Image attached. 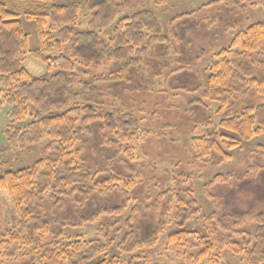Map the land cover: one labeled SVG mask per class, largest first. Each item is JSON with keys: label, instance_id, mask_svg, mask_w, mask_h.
Listing matches in <instances>:
<instances>
[{"label": "trees", "instance_id": "1", "mask_svg": "<svg viewBox=\"0 0 264 264\" xmlns=\"http://www.w3.org/2000/svg\"><path fill=\"white\" fill-rule=\"evenodd\" d=\"M30 1L40 3L35 12L26 13L28 18L34 17L37 22L40 47L35 51L28 48V35L19 21L20 14L0 2V95L12 106L10 116L13 125L6 131L10 145L15 148L34 145L45 136L49 143L40 159L31 166L6 170L0 177V189L6 190L11 197L19 228L6 238L5 256H14L19 252L18 259L23 264H143L140 262L144 258L142 253L157 245L162 225L140 218V206L131 210L126 221L129 229L126 228L123 234L122 227L116 226L117 221L108 219L128 210L129 193L137 184L135 169L128 164L121 170L113 165L111 169H100L94 173L87 168L84 170L81 152L85 145H79L84 142L87 133L97 130L100 143L115 147H118V141L110 140L108 131L127 144L142 138L139 119L132 113L119 109L104 115L98 112L95 93L102 95L103 88L94 82L124 80L130 64L139 62L153 46L168 41V37L163 34L155 13L149 9L118 18L124 8L120 0H86L92 18L88 30L81 32H75L71 27L79 13L76 2ZM117 18L112 35L108 39L102 38L100 33ZM53 30L57 31L56 35ZM63 43H69L70 56L63 53L55 57L47 56L56 45ZM26 54L48 64L53 63L60 70L50 78H34L23 67L22 57ZM260 55L264 57V20L238 31L230 46L215 54L203 98L219 102V123L216 130L207 129L193 137L192 148L199 159L214 164L230 161L232 154L228 150L263 132L264 59ZM111 60L122 65L115 73L117 75L109 79L103 77L86 83L75 73L77 63L98 67ZM254 61L263 67L253 69ZM240 90H243L244 96L237 94ZM197 100L204 103L202 99ZM28 118H31L30 121L23 126L15 124ZM109 159L114 161L116 158L111 156ZM252 168L261 169L262 166L257 164ZM166 174L174 185L162 193H177L178 216L180 225H183L190 218L189 213L197 212L193 178L177 169ZM225 179L223 174H218L211 184ZM92 181L93 191H98L100 195L121 188L123 200L110 205L103 202L95 205L98 196L92 197L83 188L84 184H93ZM51 191L74 199L82 192L86 205L79 215L83 223H94L100 217H108L109 222H101L97 239H67L68 243L64 244L65 234L51 228L39 205L42 195ZM107 199H112V195ZM234 216L237 217L236 222L238 220L237 226L256 223L255 232L240 239H229L221 237L219 221L217 227L208 221L206 227L209 231L206 234L180 230L171 240L191 241V237L196 236L204 247L198 257L200 259L206 257L218 262L227 250L232 254H242L247 264H264V201L261 210H246ZM224 229L227 230L226 227ZM116 242L120 246L119 255L112 252L114 249L110 252ZM102 254L106 258L94 262Z\"/></svg>", "mask_w": 264, "mask_h": 264}, {"label": "rangeland", "instance_id": "2", "mask_svg": "<svg viewBox=\"0 0 264 264\" xmlns=\"http://www.w3.org/2000/svg\"><path fill=\"white\" fill-rule=\"evenodd\" d=\"M85 1H58L76 2L79 5L77 21L71 25L75 32L89 28L92 12L87 9ZM0 2L6 3L11 10L20 14L19 21L28 35V48L31 51L39 49L36 19L28 18L26 13L35 12L40 3L30 0ZM120 3L124 8L118 18L144 8L149 9L155 13L162 25L163 34L168 37V41L153 46L139 62L130 64L124 80L94 82L103 88L102 95L95 93L98 112L104 115L119 109L132 113L139 119L142 138L127 144L108 131L107 137L118 141V147H115L100 143V133L97 130L92 134L87 133L84 142L79 145H85L81 152L84 170L87 168L86 170L94 173L100 169H111L112 165L121 170L128 164L135 169L137 184L129 193L128 210L118 217L104 216L97 222L83 223L79 215L86 205L85 200H82L83 193H79L78 198L74 199L51 191L40 199L42 215L49 221L52 229L63 231L64 244H67L68 241L97 239L101 222L108 219L117 221L116 226L122 227V234L125 233L126 228L129 229L126 221L131 210L140 206V218L153 220L163 228L157 245L142 253L144 258L140 262L143 264H247L242 254H232L227 250L222 253L218 262L206 257L200 259L198 257L204 247L196 236L191 237V241H172L171 237L180 230L204 235L209 231L206 227L208 221L216 227L219 221L218 231L221 237L229 239H240L256 230V223L237 226L238 220L236 222L237 217L234 215L262 208L264 130L260 135L241 141L238 147L228 150L232 154L230 161L217 164L196 157L192 139L207 129L216 130L219 123V102L203 98L210 74L209 67L215 54L228 48L238 31L264 20V0H120ZM118 18L103 29L100 33L102 38L108 39L112 35ZM52 32L54 35L57 33L56 30ZM54 49L47 56L55 57L60 53L70 56L69 43L56 45ZM260 57L264 59L262 55ZM22 59L23 67L34 78H50L60 70L55 64H48L31 54L23 55ZM121 65V62L115 60L98 67L77 63L75 73L82 81L91 83L95 79L116 76ZM253 66L255 70L263 67L255 61ZM237 94L244 96L243 90ZM197 99H202L204 103ZM11 110L12 106L0 95V177L6 170L31 166L40 159L49 143L45 136L34 145L28 144L20 148L10 145L6 131L13 125ZM30 119L15 124L23 126ZM207 121L210 124L205 125ZM111 156L116 159L111 161ZM257 164L262 168L253 169ZM176 169L192 176L194 198L198 202L197 212L189 213L190 218L183 225H180L178 216L177 193H162L164 189L174 185L173 181L168 180L167 171L174 172ZM218 174H223L226 179L211 184ZM92 185L94 182H89L83 188L92 197L98 196L95 205H101L102 202L108 205L119 203L124 198L121 188L100 195L98 191H93ZM111 195L112 199H107ZM16 230L19 231L15 206L8 192L0 189V264H23L18 259L19 252L14 256H5L4 242ZM121 238L122 235L119 236ZM118 244L114 243L110 252L114 249L112 252L119 255ZM104 258L105 255H99L94 262Z\"/></svg>", "mask_w": 264, "mask_h": 264}]
</instances>
